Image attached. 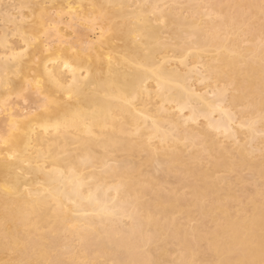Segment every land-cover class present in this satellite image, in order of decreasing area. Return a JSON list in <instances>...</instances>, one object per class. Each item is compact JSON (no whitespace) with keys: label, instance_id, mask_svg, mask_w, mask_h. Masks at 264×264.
Segmentation results:
<instances>
[{"label":"bare ground","instance_id":"1","mask_svg":"<svg viewBox=\"0 0 264 264\" xmlns=\"http://www.w3.org/2000/svg\"><path fill=\"white\" fill-rule=\"evenodd\" d=\"M3 1L0 264H264V0Z\"/></svg>","mask_w":264,"mask_h":264},{"label":"rangeland","instance_id":"2","mask_svg":"<svg viewBox=\"0 0 264 264\" xmlns=\"http://www.w3.org/2000/svg\"><path fill=\"white\" fill-rule=\"evenodd\" d=\"M172 1H174V0H167V7H171L173 4H175V5H173L175 8H182V7H186L187 9L186 10H182L184 13H182V14H184V16H185V13H188L187 12V10L189 9V7H188V2H190V1H188V0H177L178 2H177V4H180V5H178L179 7H177V5H176V3H175V1H174V3L172 4V5H169V3H172ZM212 0H194V1H192V2H194V3H199V5H201V7L200 6H198L197 4H194V6H196L197 5V7H199V10H201L200 11V13H202L203 15H201V16H203V17H205V16H207V14H209V13H207V7L209 8V4H211L210 2H211ZM230 1V0H229ZM7 2H9V0H5V1H3V4L5 5H10L9 3H7ZM228 2V0H220V5H224L225 3H227ZM214 3H216L217 5H219V2H218V0H214ZM260 3H262V2H260ZM259 3V5H261L260 7L263 9L264 8V4L262 3V4H260ZM187 4V5H186ZM212 4H213V2H212ZM185 5V6H184ZM172 6V7H173ZM181 6V7H180ZM13 10V9H12ZM211 10V9H210ZM210 10H208V12L210 11ZM221 10H224V9H221ZM11 11V10H10ZM178 11H179V9H178ZM180 11H181V9H180ZM181 11V12H182ZM13 12V11H12ZM15 12V11H14ZM224 12H226V9L224 10ZM207 13V14H206ZM212 13V16H208V17H205V18H203V17H201V18H203L204 20L206 19L207 21H209V19L212 21L213 19H218L219 17H222L221 15H219L218 16V13L217 12H211ZM231 13H234L232 10H230L229 11V14L231 15ZM189 14H190V12H189ZM221 14V13H220ZM186 15H188V14H186ZM209 17H211V18H209ZM245 19L248 21V22H251V23H253L252 24V27H251V34H252V36H253V34H254V37L252 38V37H249V35H245V34H243V35H241V37H240V39L242 40V42L243 43H241V45H242V47L244 46L245 48L247 47V45H249V43H252L251 42V38L252 39H255V36H260V38H257L256 40H254L255 42L254 43H257L258 45H261L262 47H263V49H264V44H261L262 43V41H259V40H262L263 39V37H261V36H263V34H259L258 35V33L257 32H255L254 30H255V28L258 26V24H264V18H262V17H259V18H257V19H255L254 17H253V15L252 14H247L246 16H245ZM0 21H2V20H0ZM202 21V20H201ZM3 22V21H2ZM2 22H0V23H2ZM202 22H204V21H202ZM205 23V22H204ZM215 23H218V21L217 22H215ZM4 24V23H3ZM3 24H0L1 26H0V28L2 27V25ZM4 26H6V25H4ZM7 28H9L10 29V27H8L7 26ZM79 31H80V29H79ZM79 31H77V32H79ZM81 31H83L82 29H81ZM79 33H81V32H79ZM83 33V32H82ZM81 33V34H82ZM13 41H15L14 39H11V43H14ZM198 69H200L199 67H198ZM199 86V85H198ZM201 87V86H200ZM228 90H229V88H228ZM227 96L229 97L230 96V94H231V91H227ZM241 108H238V110H240ZM203 123V121L202 120H199V125L200 124H202ZM201 126V125H200ZM263 138V139H262ZM263 141H264V137H263V135L261 134L260 136H259V140H258V142H257V144L259 145V147H258V145H257V149L259 148V150L261 151L263 148H264V143H263ZM189 150H191L190 148H188V151L187 152H191V151H189ZM192 151H193V149H192ZM258 152V151H257ZM264 151L262 150V154H264L263 153ZM256 153V152H255ZM253 154L254 155V157L255 158H253V155H251L250 157H249V159H250V162H252V160H254V162L255 161H257L258 159H260L262 156L260 155V158H259V154ZM259 153V152H258ZM141 157V158H140ZM140 157H138L137 159H135L137 162L139 161L140 162V159H141V161H142V158H143V155H140ZM263 159H264V157L262 158V160L261 161H263ZM209 161H210V158L208 159V158H206L205 160H203L201 163H200V168H203V169H208L209 168ZM258 162V161H257ZM249 168V167H248ZM248 168H246V169H248ZM264 168V167H263ZM245 169V168H244ZM243 168L242 169H239V170H243V171H241V172H238L237 173V170L238 169H234V171H233V173H227V172H218V173H216L215 174V176H217V178H224V182H223V184H222V182H221V184L223 185V187H227L228 186V183H230L231 182V184L232 183H235L236 182V180L239 178V177H241V179H239V183H238V185L236 186V185H234V187L236 188V190H237V192L235 193V194H237L239 197H236L237 199H238V201H240V203L237 201L236 203H234L233 204V206L231 205V208L233 209L232 210V212H235L234 210H238V212H239V209H240V211H241V208H239V207H243V209H248V207H250L249 205L250 204H248V199H249V197H251V195L255 192V191H257L258 190V188H259V186H255V184H257V183H259V181H261V182H264V180L263 179H259V178H255V176H253V178H255V179H252L251 180V178H250V176L251 175H253V174H250L251 173V171H250V173H249V171L248 170H244ZM238 170V171H239ZM235 171H236V173H235ZM239 175V176H238ZM241 175V176H240ZM252 177V176H251ZM225 178H228V183L227 184H225V182H226V180L227 179H225ZM173 179V178H172ZM245 180V181H244ZM169 182H168V186H169V188L171 187V185H172V183L171 182H173L171 179H169L168 180ZM254 181H258L257 183H255L254 184ZM174 183V182H173ZM220 184V187L222 186ZM260 184H263V183H260ZM173 186V185H172ZM223 187H221V188H223ZM256 187H258V188H256ZM235 188L233 189V191L235 190ZM255 188H256V190H255ZM166 189H168V187H166ZM225 189V188H224ZM181 194H182V192H183V194H184V199H189V197H190V194H187L188 193V189L187 188H183V189H181ZM235 192V191H234ZM182 194V195H183ZM236 196V195H235ZM240 204V205H239ZM230 208V209H231ZM188 211H189V214H190V217H188V218H185L184 216H182V215H178L177 216V218H179L178 220H179V224L180 225H182V224H184V225H182V228H184V229H189L190 227H194V226H197V225H199L200 223H201V221H200V216L196 213V211L194 210V209H192L191 207L190 208H188ZM237 212V211H236ZM235 212V213H236ZM235 213H234V215H235ZM233 215V214H232ZM233 215V216H234ZM202 220V219H201ZM206 220H208V218L207 219H205L204 220V222L206 223L205 225H207V222H206ZM126 222V221H125ZM208 222H209V220H208ZM188 223H189V225H188ZM212 223V222H211ZM210 222H209V224H211ZM191 225V226H190ZM211 226H213L214 227V225H211ZM207 227V226H206ZM208 227L209 228H212V227H210L209 225H208ZM73 244H76V242L74 241L73 242ZM77 245V244H76ZM76 245H74L75 247H76ZM159 247V246H158ZM167 248V247H166ZM153 249H155L156 251H154V252H156V253H161V251H159V250H161L160 249V247H159V249L158 248H155V246L153 247ZM168 251H169V253L171 254V253H173V251L174 250H176L177 249V246L175 245V244H172V245H168ZM175 253V252H174ZM157 254V255H158ZM4 255V259H6L7 258V256L6 255H8V254H3ZM3 255H1L2 257H3ZM173 255V254H172ZM6 257V258H5ZM10 259H12L14 256L12 255V257H10V256H8Z\"/></svg>","mask_w":264,"mask_h":264},{"label":"snow or ice","instance_id":"3","mask_svg":"<svg viewBox=\"0 0 264 264\" xmlns=\"http://www.w3.org/2000/svg\"><path fill=\"white\" fill-rule=\"evenodd\" d=\"M53 63H55L56 61H52ZM64 68L68 71H73V69L70 67V65L68 63L64 64Z\"/></svg>","mask_w":264,"mask_h":264}]
</instances>
